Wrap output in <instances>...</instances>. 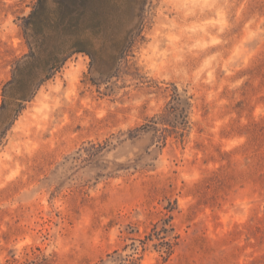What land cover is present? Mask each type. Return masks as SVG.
Instances as JSON below:
<instances>
[{
	"label": "rangeland",
	"instance_id": "374dc122",
	"mask_svg": "<svg viewBox=\"0 0 264 264\" xmlns=\"http://www.w3.org/2000/svg\"><path fill=\"white\" fill-rule=\"evenodd\" d=\"M37 3L0 0V106L31 47L72 44ZM94 53L0 147V264H264V0H150L118 72Z\"/></svg>",
	"mask_w": 264,
	"mask_h": 264
},
{
	"label": "trees",
	"instance_id": "16d2710c",
	"mask_svg": "<svg viewBox=\"0 0 264 264\" xmlns=\"http://www.w3.org/2000/svg\"><path fill=\"white\" fill-rule=\"evenodd\" d=\"M49 2L38 0L29 16V26L36 31L37 24L44 19L52 30L57 33L63 31L60 34L65 35L72 44L64 53H60V47L54 45L47 55L50 69L43 68L41 46L31 47V53L17 61L12 79L3 87L0 147L8 131L41 87L60 72L74 54H86L95 64L94 49L98 41L111 43L116 50L110 60L111 66L108 71L99 69V74L112 77L118 72L122 61L130 56L143 33L150 4V0H52L54 7L50 9ZM121 27L125 28L123 32ZM35 36H39V33L35 32Z\"/></svg>",
	"mask_w": 264,
	"mask_h": 264
}]
</instances>
